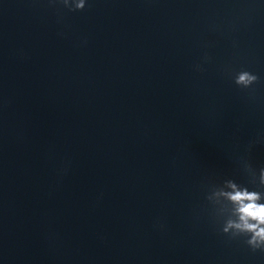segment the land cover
I'll return each mask as SVG.
<instances>
[{
  "label": "water",
  "instance_id": "water-1",
  "mask_svg": "<svg viewBox=\"0 0 264 264\" xmlns=\"http://www.w3.org/2000/svg\"><path fill=\"white\" fill-rule=\"evenodd\" d=\"M242 159L262 0H0V264H264L205 199Z\"/></svg>",
  "mask_w": 264,
  "mask_h": 264
},
{
  "label": "clouds",
  "instance_id": "clouds-1",
  "mask_svg": "<svg viewBox=\"0 0 264 264\" xmlns=\"http://www.w3.org/2000/svg\"><path fill=\"white\" fill-rule=\"evenodd\" d=\"M53 2V0H50ZM69 11L81 10L87 0H54ZM264 2V0H262ZM208 56L202 57L207 62ZM200 70V65H194ZM235 85L249 88L257 76L247 70L235 72ZM242 171L250 177L248 184L225 179L209 188L205 199L210 203L213 215L219 222V231L229 238L243 237V243L252 251L264 252V167L253 169L247 160L240 161Z\"/></svg>",
  "mask_w": 264,
  "mask_h": 264
}]
</instances>
